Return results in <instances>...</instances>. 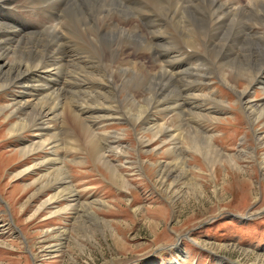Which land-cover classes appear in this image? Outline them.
Returning a JSON list of instances; mask_svg holds the SVG:
<instances>
[{"label": "rangeland", "instance_id": "rangeland-1", "mask_svg": "<svg viewBox=\"0 0 264 264\" xmlns=\"http://www.w3.org/2000/svg\"><path fill=\"white\" fill-rule=\"evenodd\" d=\"M133 6L126 5L130 18L122 20L121 26L125 29L137 26L131 11L137 14L138 10ZM149 10L145 12L150 14ZM151 10L153 14L154 8ZM161 20L155 32L169 36L173 26L167 19ZM137 24L140 28L143 25ZM136 34L147 40L145 33ZM86 46L88 49L89 45ZM153 58L149 49L127 45L114 62H109L111 66L107 69L111 68L114 81L107 87L108 93L115 92L114 86L123 83L119 70L125 76L132 73L148 79L159 72L161 64ZM85 71L88 74H82ZM96 72V68H85L73 75L78 76L76 80H90ZM216 78L222 82L212 75L209 85L190 91L202 95L211 91L227 105L205 122L220 153L219 159H213V167L200 151L193 149L174 157L171 155L174 148H169L171 143L161 144L166 140L165 135H159L148 146L140 144L139 136L153 138L151 131L142 130L141 122L133 125L123 119L102 121L97 131L119 134L114 146L125 147L122 153L112 152L103 157L109 165H118L125 179L114 181L108 165L94 160L84 149L86 145L79 131L61 118L59 137L63 138L64 147L56 153L63 157V166L71 178L69 184L77 191L76 205L73 201L60 200L42 206L53 193L50 189L37 191L38 181L34 180L45 172L44 167L35 173L15 175L45 158L50 146L25 157L21 147L36 141L34 133L29 130L15 133L9 129L16 122L10 117L12 106L0 113V264H170L173 261L176 264H218V261L220 264H257L264 257V118L251 124L243 101L234 89L235 80L222 85ZM173 84L179 88L177 83ZM246 85L241 78L236 89L242 90ZM137 88L131 82L129 86L120 85L116 96L123 100L131 94L137 101L136 115L147 104L143 100L147 93ZM8 89L0 95V105H8L18 88ZM253 90L254 101H264L263 88L257 86ZM152 92L153 89L148 93ZM151 115L168 128L184 124L175 136L180 142L183 140L184 147L192 148L193 123L156 109ZM68 131L74 133L77 142L73 144V139H69L73 145L65 148ZM228 156L236 163L230 162ZM158 170L165 172V176L159 177ZM67 204H71L70 210L53 213ZM89 208L97 219L108 222L105 227L96 223Z\"/></svg>", "mask_w": 264, "mask_h": 264}, {"label": "bare ground", "instance_id": "bare-ground-1", "mask_svg": "<svg viewBox=\"0 0 264 264\" xmlns=\"http://www.w3.org/2000/svg\"><path fill=\"white\" fill-rule=\"evenodd\" d=\"M12 1L14 4L17 0H0V13L6 17L16 16L2 9L12 7ZM27 1V6L33 7V13L38 17L35 22L50 24L41 31L29 32L31 29L23 31L10 23L0 22V89L18 88L8 105H0V113L12 106L10 117H14L16 122L9 129L15 133L23 130L34 133L36 141L21 147V154L25 157L50 146L45 158L15 173L21 176L41 171L44 167L42 170L45 172L34 180L39 182L37 191L42 193L50 189L53 193L43 201L42 206L60 200L73 201L75 205L78 202L77 191L69 184L71 178L63 166V157L56 153L64 147L63 138L59 137L62 133L61 118L66 119L76 132L79 131L86 152L94 160L108 165L114 181L122 182L125 179L118 165H109L103 157L112 152L122 153L125 147L114 146L118 141L116 137L120 138L119 134L108 135L107 132L97 131L102 121L123 119L133 125L141 122L142 130L151 131L153 138L144 140L139 136L140 144L148 146L159 135H165L167 141L163 140L161 144L171 143L169 148H174L171 155L178 157L186 153V149H193L200 151L213 167V159L220 157L205 122L207 117L213 118L216 115L213 113L227 105L211 91L205 95L190 91L203 84L209 85L212 75L219 77L223 83L235 80L234 89L243 101L244 112L251 124L264 118V101H254L256 99L251 94L257 86L264 91V0H248L243 4L233 0ZM128 4L138 10L137 14L131 11V15L136 22L143 24L141 30L137 26L131 30L121 26L122 20L130 14L129 7H126ZM149 8L150 14L145 12ZM160 18L167 19V23L173 26L169 36L155 32L157 24L161 25L158 22ZM136 32L145 33L147 40H142ZM135 44L146 51L149 49L153 60L161 64V70L149 79L132 73L125 76L124 72L118 71L123 80L120 85L129 86L131 82L138 86L139 91L147 93L143 98L147 104L137 115L134 113L137 101L131 94L123 100L116 98L120 85L114 86L112 95L107 91L114 81L111 68L107 69L111 66L109 62H114L127 45ZM85 68H96L98 72L90 80H76L78 76L73 73ZM82 74L86 75L88 71ZM241 78L247 85L237 90L236 85ZM173 83H177L179 88ZM81 85L84 87L80 88ZM89 87L91 92H88ZM151 89L153 92L148 93ZM183 97H186L185 100ZM155 109L193 123L192 148L184 147L183 140L180 142L175 136L184 124L168 128V125L158 123L151 115ZM73 136L74 133L68 131V139H64L68 146L65 148L77 142ZM69 139H73V144ZM20 141L26 143L24 139ZM228 157L230 162L236 163L234 158ZM175 164L178 166L177 162ZM180 164H184L182 160ZM164 174L158 170L159 177ZM70 207L71 204L60 207L53 213L65 212ZM88 212L98 225L105 227L108 223L97 219L92 208ZM170 264H176V261ZM257 264H264V257L259 258Z\"/></svg>", "mask_w": 264, "mask_h": 264}]
</instances>
